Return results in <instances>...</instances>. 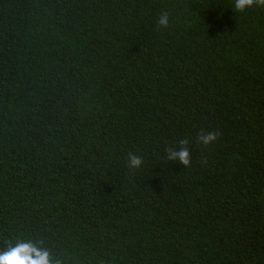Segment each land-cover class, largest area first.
Returning a JSON list of instances; mask_svg holds the SVG:
<instances>
[{
    "label": "trees",
    "instance_id": "trees-1",
    "mask_svg": "<svg viewBox=\"0 0 264 264\" xmlns=\"http://www.w3.org/2000/svg\"><path fill=\"white\" fill-rule=\"evenodd\" d=\"M17 238L64 264H264V5L0 0V248Z\"/></svg>",
    "mask_w": 264,
    "mask_h": 264
},
{
    "label": "clouds",
    "instance_id": "clouds-1",
    "mask_svg": "<svg viewBox=\"0 0 264 264\" xmlns=\"http://www.w3.org/2000/svg\"><path fill=\"white\" fill-rule=\"evenodd\" d=\"M254 4L264 5V0H235V8L243 11ZM167 13H162L158 24L166 26L168 24ZM199 141L208 145L215 139V133L202 132L199 135ZM188 141H180L179 147L168 149V158L170 160H179L182 164H188L190 153L187 145ZM129 166L139 168L142 164V157L129 153ZM0 264H64L61 258H53L49 249L43 246L42 241L33 238H17L10 241L5 247L0 248Z\"/></svg>",
    "mask_w": 264,
    "mask_h": 264
}]
</instances>
